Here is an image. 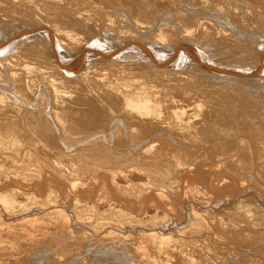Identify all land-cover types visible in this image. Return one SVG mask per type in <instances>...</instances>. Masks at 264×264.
Instances as JSON below:
<instances>
[{
	"label": "bare ground",
	"instance_id": "6f19581e",
	"mask_svg": "<svg viewBox=\"0 0 264 264\" xmlns=\"http://www.w3.org/2000/svg\"><path fill=\"white\" fill-rule=\"evenodd\" d=\"M226 2L0 0V264H264V35Z\"/></svg>",
	"mask_w": 264,
	"mask_h": 264
},
{
	"label": "rangeland",
	"instance_id": "374dc122",
	"mask_svg": "<svg viewBox=\"0 0 264 264\" xmlns=\"http://www.w3.org/2000/svg\"><path fill=\"white\" fill-rule=\"evenodd\" d=\"M231 1V2H230ZM233 1H235L237 4L235 5V2H234V4H232L233 3ZM238 1V2H237ZM245 1V2H244ZM248 1V0H247ZM246 0H228V2H230L229 4L226 2V0L225 1H221L220 0V2H222V4H223V2L225 3H227L229 6H232L233 8H235V10L236 9H238V13L240 12V14H242L241 15V17L245 14V12H244V10L247 12L244 16L245 17H243L242 18V20H243V25H244V27L247 29V31L249 30L250 31V33L248 34V36H247V38L248 37H251V38H259V36H262V35H264V0H252V3H254V4H256L255 6L256 7H254V5L251 3V1L249 0L248 2H247ZM240 2H242V3H240ZM247 2V3H246ZM250 2V3H249ZM258 2H259V4H258ZM182 4H188V3H183V2H181ZM180 2L178 3V4H180V5H182ZM242 4V5H240V4ZM246 3V4H245ZM249 3V4H248ZM16 4V3H15ZM32 4H34V3H32ZM226 4V5H227ZM17 5V4H16ZM227 5V6H228ZM238 5V6H237ZM247 5V6H246ZM253 6V7H251V9H250V7L249 6ZM18 7L20 6L21 7V4L20 5H17ZM17 6H13V8H15L14 10H15V12H16V15H17V17H15V15H14V17L15 18H13L14 19V24H15V26L17 25V27L18 26H21L20 28H22V27H25V26H30V25H32L33 23H34V25L35 24H37V22L39 23V19L38 18H40L41 16H40V12H39V15H37L36 13L34 14L35 16H39L38 18L37 17H35V16H33V14L31 13V12H33V9L35 8V6L34 5H32V6H34V8L31 6V8H33L32 10H30V13L28 14V15H26L27 14V12L23 9L22 10V8H18ZM110 6V5H109ZM236 6H237V8H236ZM240 6V7H239ZM241 7L244 9H241ZM248 7V10L246 9ZM93 8V12H95L96 11V14H97V12H100L99 11V9L97 8V7H92ZM113 8V7H112ZM110 8L111 10H113V9H115L116 11V13H114V14H112V16H111V18H114V17H118V19H120L119 18V16H122V15H124V17H121V18H124V19H126L125 17H127V19L126 20H128V16H125V14L124 13H126V12H123L122 13V15H120L121 13V11H119L118 10V13H117V9H116V7L115 8ZM16 9H18L17 11H16ZM19 9H20V12H18L19 11ZM109 9V10H110ZM111 10H110V12H111ZM240 10H242V11H240ZM22 11V12H21ZM25 11V12H24ZM29 11V10H28ZM35 11V10H34ZM38 11H40V10H38ZM38 11H37V13H38ZM141 11V10H140ZM139 11V12H140ZM237 11V10H236ZM36 12V11H35ZM108 10H106L104 13L105 14H107V13H110ZM19 13V14H18ZM22 13V15L19 17L18 15H20ZM112 13V12H111ZM120 13V14H119ZM144 13V12H143ZM142 13V14H143ZM23 14L25 15L24 17H25V19L24 20H21V17L23 16ZM30 14H32V15H30ZM104 14V15H105ZM142 14H140V15H142ZM163 14V10H161V13H160V15H162ZM239 14V15H240ZM30 15V16H29ZM114 15V16H113ZM119 15V16H118ZM126 15H127V13H126ZM97 16V15H96ZM23 17V18H24ZM43 17V16H42ZM42 17H41V21H42ZM141 17V16H140ZM20 20H19V19ZM22 18V19H23ZM34 18V19H33ZM244 18H246V19H244ZM100 19V18H99ZM115 19V18H114ZM117 19V18H116ZM16 20V21H15ZM244 20H246V21H244ZM37 21V22H36ZM40 21V22H41ZM43 21H44V19H43ZM46 21V20H45ZM44 21V22H45ZM48 21V20H47ZM153 23V22H152ZM24 25V26H23ZM10 26V25H9ZM84 33H86V31L84 30L83 31ZM251 34V35H250ZM250 35V36H249ZM259 40V39H258ZM246 40H243V41H240L239 43L241 44V45H245V44H243V42H245ZM247 43H248V41H246ZM262 44L260 43V45H259V49H261L260 48V46H261ZM252 46L253 47H255L256 48V46H258L257 44H252ZM241 50V49H240ZM226 51V55L224 54H221L223 57L222 58H220V61L221 62H233V63H235V61H236V59H246V57L245 56H243V55H241V54H239V52H241V51H237L236 49H233V48H229V49H226L225 50ZM258 51H260V50H258ZM240 62H241V60H240ZM232 85H235V84H232ZM243 86H245V84L243 85ZM243 89H240L239 91L240 92H242L243 94H241V96L242 97H245V92L244 91H242ZM238 91V92H239ZM224 92H227L226 91V88L224 89ZM235 100L238 98V97H233ZM254 100V99H253ZM235 107V106H234ZM248 107H249V109L251 110H253V111H258V112H256V113H254V115L256 116V117H262L261 115L262 114H260V111H262V110H264V109H262L260 106H259V104H258V102H253V101H251L250 102V104L248 105ZM253 207V206H252ZM253 208H255V207H253Z\"/></svg>",
	"mask_w": 264,
	"mask_h": 264
}]
</instances>
